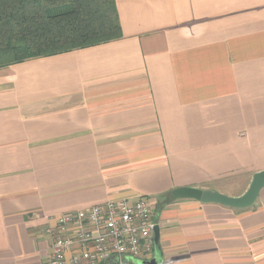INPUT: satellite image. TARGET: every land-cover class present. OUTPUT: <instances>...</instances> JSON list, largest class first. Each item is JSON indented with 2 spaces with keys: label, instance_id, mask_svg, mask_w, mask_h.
Here are the masks:
<instances>
[{
  "label": "crops",
  "instance_id": "obj_1",
  "mask_svg": "<svg viewBox=\"0 0 264 264\" xmlns=\"http://www.w3.org/2000/svg\"><path fill=\"white\" fill-rule=\"evenodd\" d=\"M121 36L0 68V264H41L51 217L150 200L122 264H264V0H114Z\"/></svg>",
  "mask_w": 264,
  "mask_h": 264
},
{
  "label": "trees",
  "instance_id": "obj_2",
  "mask_svg": "<svg viewBox=\"0 0 264 264\" xmlns=\"http://www.w3.org/2000/svg\"><path fill=\"white\" fill-rule=\"evenodd\" d=\"M120 36L114 0H0V68Z\"/></svg>",
  "mask_w": 264,
  "mask_h": 264
},
{
  "label": "built area",
  "instance_id": "obj_3",
  "mask_svg": "<svg viewBox=\"0 0 264 264\" xmlns=\"http://www.w3.org/2000/svg\"><path fill=\"white\" fill-rule=\"evenodd\" d=\"M50 221L41 264H122L123 257L147 259L154 250L156 223L144 196L62 212Z\"/></svg>",
  "mask_w": 264,
  "mask_h": 264
},
{
  "label": "water",
  "instance_id": "obj_4",
  "mask_svg": "<svg viewBox=\"0 0 264 264\" xmlns=\"http://www.w3.org/2000/svg\"><path fill=\"white\" fill-rule=\"evenodd\" d=\"M264 186V170L253 174L247 189L239 196H229L214 190H202L195 187H177L171 191L174 198H192L201 202L219 203L233 208H245L256 199ZM157 227L154 228V243L157 241Z\"/></svg>",
  "mask_w": 264,
  "mask_h": 264
}]
</instances>
